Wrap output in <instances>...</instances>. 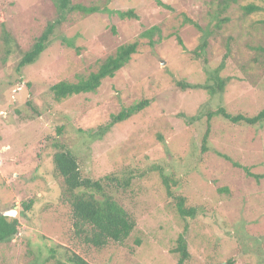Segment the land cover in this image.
<instances>
[{
  "label": "rangeland",
  "instance_id": "374dc122",
  "mask_svg": "<svg viewBox=\"0 0 264 264\" xmlns=\"http://www.w3.org/2000/svg\"><path fill=\"white\" fill-rule=\"evenodd\" d=\"M209 1L71 0L96 8L85 15L57 12L52 0H0V213L16 208L19 222L0 244V264H55L70 252L89 264H178L173 249L185 231L182 264H264V122L207 118L219 106L249 116L264 108V0L231 4L219 29ZM249 4L262 9L245 14ZM127 10L134 16L121 17ZM48 23L56 24L48 46L17 71ZM133 41L136 52L94 92L53 98V83L86 77ZM216 71L222 92L194 86L211 85ZM143 100L99 134L111 115ZM55 142L74 152L85 176H132L114 194L136 220L124 241L95 248L74 236L53 170ZM160 170L193 217L178 214Z\"/></svg>",
  "mask_w": 264,
  "mask_h": 264
},
{
  "label": "trees",
  "instance_id": "16d2710c",
  "mask_svg": "<svg viewBox=\"0 0 264 264\" xmlns=\"http://www.w3.org/2000/svg\"><path fill=\"white\" fill-rule=\"evenodd\" d=\"M57 12H71L78 11L82 14H89L96 11L94 7H85L81 4H70L71 0H52ZM161 4L160 0H155ZM238 0H210L207 2L209 7V16L214 19L213 26L219 29L221 25L227 21L224 15L229 6ZM164 5V4H163ZM167 7V6H166ZM244 13L249 14L255 10L262 8L249 4L243 7ZM121 17L134 16L132 11L119 12ZM62 15V14H60ZM59 15V16H60ZM60 23L62 16L58 17ZM3 19L0 18V21ZM188 23H193L190 19H185ZM55 23H48L41 33L33 39L31 46L21 53V56L16 64V69L19 71L22 67L33 63L38 58L39 54L48 46L51 41V35L55 27ZM3 25V24H2ZM196 26V25H195ZM198 27V26H197ZM158 27H152L146 30L143 35L151 36L153 32H157ZM8 40H6L7 42ZM9 42V41H8ZM70 44V43H69ZM207 45L206 38H204L198 49L201 51ZM137 41L121 44L117 47L113 55L107 56L99 65L96 71L90 72L86 77H80L77 81L59 80L53 83L49 90L56 101H61L71 95L79 93L94 92L100 85V82L105 77H113L115 72L122 68L130 59L131 55L136 52ZM264 52V48L261 49ZM3 54H9V50L4 46L2 48ZM4 57V56H3ZM213 82L211 85H194L195 87H203L208 89L210 93L222 92L226 83V79L218 76L217 71L214 72L210 78ZM193 87V86H192ZM147 100L140 101L134 105L120 110L117 114L110 117L109 122L103 129L99 130V134H103L106 128L114 125L117 122L123 121L129 116L137 113L146 104ZM212 116H221L229 122L236 124L256 125L264 122V108L259 110L254 115H245L242 113L232 114L225 110L224 107L219 106L214 111L207 113V118ZM206 130L203 134V145L207 137ZM93 136V135H92ZM55 150L52 154V165L56 176L61 178L62 192L61 198L70 206L71 222L73 226L74 236L77 237L83 244L93 246L95 248H102L110 241L122 242L124 241L135 229L136 220L131 214L116 200L114 194L121 188L128 186L132 176H123L118 178L112 174H107L102 178L93 179L89 176L82 174L79 166L77 156L66 145L58 142L54 143ZM204 148V147H203ZM202 148V149H203ZM162 182L168 195H172L175 199L177 212L182 217H193L196 213L195 207L185 206V198L181 195L173 194L170 188L169 181L176 185L177 182L168 175H164L160 170ZM248 174H250L247 171ZM32 204L29 200L23 203L24 210H28ZM18 220L14 217L5 216L0 213V244L9 242L18 231ZM186 231L177 236V244L173 249L178 254V264H182L188 258L186 248ZM138 243V242H137ZM64 259L55 260V264H89L84 258L76 253H71ZM51 257H54L52 255ZM41 264V263H39ZM43 264V262H42Z\"/></svg>",
  "mask_w": 264,
  "mask_h": 264
},
{
  "label": "water",
  "instance_id": "95a60500",
  "mask_svg": "<svg viewBox=\"0 0 264 264\" xmlns=\"http://www.w3.org/2000/svg\"><path fill=\"white\" fill-rule=\"evenodd\" d=\"M1 214L5 215V216L11 215V216L15 217V216H17V210H16V208H14L12 210L1 212Z\"/></svg>",
  "mask_w": 264,
  "mask_h": 264
}]
</instances>
